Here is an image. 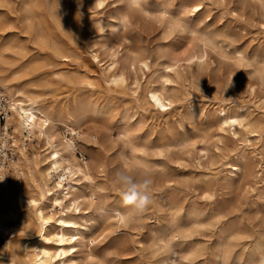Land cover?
<instances>
[{
	"label": "rangeland",
	"instance_id": "1",
	"mask_svg": "<svg viewBox=\"0 0 264 264\" xmlns=\"http://www.w3.org/2000/svg\"><path fill=\"white\" fill-rule=\"evenodd\" d=\"M0 21L8 107L1 84L53 113L56 137L88 168L71 212L85 226L69 251L77 264H161L151 250L162 232L168 264H264V0H0ZM151 89L171 100L166 110L147 100ZM221 107L242 117L236 131L218 129ZM7 123L0 264H28L38 223L16 194L38 197L45 145L21 139L10 110ZM120 171L153 180V203L134 222L115 213L127 211Z\"/></svg>",
	"mask_w": 264,
	"mask_h": 264
},
{
	"label": "bare ground",
	"instance_id": "2",
	"mask_svg": "<svg viewBox=\"0 0 264 264\" xmlns=\"http://www.w3.org/2000/svg\"><path fill=\"white\" fill-rule=\"evenodd\" d=\"M194 7L198 8V6ZM193 56L189 57L188 59H191ZM93 57L96 58L98 56L95 54ZM199 57H202V54H200ZM176 67L178 68L179 66L177 65ZM112 78L114 81H117L121 78V75L112 74ZM1 86L5 89L7 94L12 97V99L9 100V107L7 105L8 103L6 104V110L11 111V114L15 120V130L19 133L21 139H23V132L25 131L35 135L45 145L43 149V160H46V163L42 168L37 169V171H40L42 175V181L37 186V189L39 190L38 197H32L23 188L19 189L16 194V197L26 206L34 209L36 221L38 223L36 230V238H38V240H35V244L32 246H29L28 244L24 246V249L27 251L25 254L26 257L27 255L29 256L28 248L32 247L31 258L29 257L28 264H49L51 262L56 264H77L76 260L73 259V256L69 251L73 250L76 244L75 241L78 238V242L84 238V235L82 231L80 232L79 228H84L85 226L74 220L73 214L71 212L77 208L79 204V198L85 197L83 190L79 187V180L81 177L86 176L85 170L88 168L86 167L85 163H82L81 165L75 157V145L72 140L63 141L61 138L56 137L57 133L55 134L53 129L57 124L53 113L43 109L38 104L36 99L31 97H26L25 99L17 98L22 95L21 88L11 92L8 85L1 84ZM158 91L152 89L149 90L147 100L153 106H157L166 110V107L170 106L171 100ZM2 94L4 95V93ZM2 94L0 93V95ZM217 116L218 129L222 132L228 131L230 126H232L233 130L236 131L237 125H241L243 120L242 117H239L237 113H229L224 107L218 109ZM67 125L69 126V129L73 131L74 128H72L69 124ZM25 161L29 162V164H32L33 166H38L40 163L38 160H29L26 159V157ZM230 166L233 168L232 171L236 172L239 170V167L236 163ZM52 178L55 179L53 180ZM51 179L54 184L53 186L48 187L47 183ZM2 180L3 177L0 175V186H4V181ZM62 180H64V182ZM65 180H67V183ZM68 182H71L72 184L69 185ZM47 198L50 201L51 208H60L58 215L55 217H53L52 214L46 212L42 204L44 199ZM115 213L117 215L119 213L120 215L118 216L120 218L124 214V212L119 209H115ZM52 224L55 225L57 231L53 234L54 244H49L48 242L50 241V238L48 235ZM69 232L72 233L69 234ZM162 233L163 234L157 235L153 238L155 242L152 244V246H155V249L151 250V254L154 256L157 254L162 255L159 258L160 263L168 264L169 261L167 262V259L164 258V256L170 252L171 245L167 243L168 240L166 241V232ZM179 235L181 239L184 240L189 236V232L181 231ZM26 240L30 241L31 238L26 237ZM173 246H178V243H174ZM190 256L191 253L187 252L185 258ZM262 261L264 262V257H262Z\"/></svg>",
	"mask_w": 264,
	"mask_h": 264
},
{
	"label": "clouds",
	"instance_id": "3",
	"mask_svg": "<svg viewBox=\"0 0 264 264\" xmlns=\"http://www.w3.org/2000/svg\"><path fill=\"white\" fill-rule=\"evenodd\" d=\"M133 2L135 3L136 0H133ZM141 176L143 177L142 182L137 185L133 177L127 174L126 171H120L117 174V182L123 189L119 192V195L122 199V204L127 207V211L121 216V219L128 222H134L142 217L149 205L153 203L151 173L144 172ZM118 215L120 214L118 213Z\"/></svg>",
	"mask_w": 264,
	"mask_h": 264
},
{
	"label": "built area",
	"instance_id": "4",
	"mask_svg": "<svg viewBox=\"0 0 264 264\" xmlns=\"http://www.w3.org/2000/svg\"><path fill=\"white\" fill-rule=\"evenodd\" d=\"M8 103L5 96L0 95V169L8 168V164L13 161L14 153L10 146L14 142L15 137L11 125L7 123V116L9 111L6 110Z\"/></svg>",
	"mask_w": 264,
	"mask_h": 264
}]
</instances>
